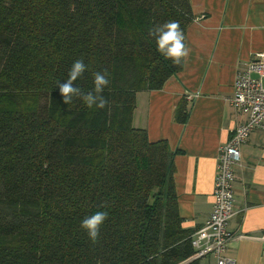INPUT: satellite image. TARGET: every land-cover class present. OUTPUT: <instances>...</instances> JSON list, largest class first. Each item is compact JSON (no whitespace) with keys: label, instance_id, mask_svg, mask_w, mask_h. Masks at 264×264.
Listing matches in <instances>:
<instances>
[{"label":"trees","instance_id":"trees-1","mask_svg":"<svg viewBox=\"0 0 264 264\" xmlns=\"http://www.w3.org/2000/svg\"><path fill=\"white\" fill-rule=\"evenodd\" d=\"M194 19L190 0H0V264H198L173 184V156L132 123L136 94L182 64L149 30ZM93 89L104 109L63 102L57 81ZM181 102L175 121L185 123ZM108 212L93 243L81 221Z\"/></svg>","mask_w":264,"mask_h":264},{"label":"crops","instance_id":"crops-1","mask_svg":"<svg viewBox=\"0 0 264 264\" xmlns=\"http://www.w3.org/2000/svg\"><path fill=\"white\" fill-rule=\"evenodd\" d=\"M190 8L189 57L160 89L136 94L132 123L175 152L178 212L182 227L194 233L212 209L218 149L245 120L230 97L236 72L264 53V0H190ZM180 102L188 112L185 123L173 117ZM233 188L225 255L234 264H264V131L251 132L241 145Z\"/></svg>","mask_w":264,"mask_h":264},{"label":"built area","instance_id":"built-area-1","mask_svg":"<svg viewBox=\"0 0 264 264\" xmlns=\"http://www.w3.org/2000/svg\"><path fill=\"white\" fill-rule=\"evenodd\" d=\"M230 102L245 120L232 129L230 139L218 149L213 183V204L205 223L191 235L192 258L212 257L215 264H234L225 255L230 239L228 223L234 215L235 168L241 145L253 131H264V53H256L236 72Z\"/></svg>","mask_w":264,"mask_h":264},{"label":"clouds","instance_id":"clouds-1","mask_svg":"<svg viewBox=\"0 0 264 264\" xmlns=\"http://www.w3.org/2000/svg\"><path fill=\"white\" fill-rule=\"evenodd\" d=\"M149 35L155 38L157 50L165 59L171 60L174 65H180L186 62L191 49L185 43V35L180 28L179 22L168 21L162 25H156L149 30ZM86 70L87 66L83 59H77L72 63L68 73V79L63 83L57 81L56 84L63 97V102L71 105L74 99H79L89 109L93 106L104 109L108 101L102 93L110 84L109 73L107 70L104 72H95L93 74V89L88 92H83L79 86H74V82L80 79ZM108 215L107 211L98 210L81 221V228L87 232L88 237L93 243L98 240L100 227Z\"/></svg>","mask_w":264,"mask_h":264},{"label":"rangeland","instance_id":"rangeland-1","mask_svg":"<svg viewBox=\"0 0 264 264\" xmlns=\"http://www.w3.org/2000/svg\"><path fill=\"white\" fill-rule=\"evenodd\" d=\"M198 264H207V259L203 258H199L198 259Z\"/></svg>","mask_w":264,"mask_h":264}]
</instances>
